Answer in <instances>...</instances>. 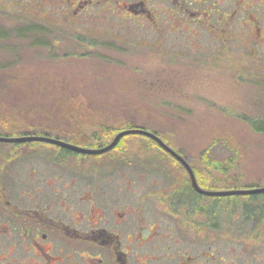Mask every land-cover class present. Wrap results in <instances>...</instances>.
Listing matches in <instances>:
<instances>
[{
    "label": "rangeland",
    "instance_id": "rangeland-1",
    "mask_svg": "<svg viewBox=\"0 0 264 264\" xmlns=\"http://www.w3.org/2000/svg\"><path fill=\"white\" fill-rule=\"evenodd\" d=\"M207 2L181 8L186 12L182 20L168 11L166 17L161 16L163 8L159 7L161 24L156 30L161 33H154L156 21H130L114 11L112 3L103 7L84 4L75 15L68 0H0V28L38 24L49 29L38 34L47 46L32 45L30 39L0 42V64L19 62L10 68L16 77L0 105V115L8 124L5 129L0 122V131L9 135L0 136H25L19 134L29 133L32 124L40 131L48 126L47 118L57 116L59 124L52 130L60 133L61 140L101 148L131 120L155 128L168 146L182 152L202 189L263 187L264 133L255 132L246 119H264V0ZM211 10L219 21L224 13L226 18L233 17L230 27L222 25L231 36L223 39L214 36V31L208 34ZM116 127L107 141L108 132L103 129ZM218 141L227 142L232 151ZM99 142L103 146L97 147ZM207 148L205 156L210 160L203 159ZM1 149L0 145V153ZM70 158L83 159V172L100 176L116 159L138 162L139 192L152 190L145 204L152 206L155 220L162 218L158 208L164 207L156 199L168 197L190 179L176 159L138 137H127L120 148L106 154ZM127 169L131 176V166ZM260 196L205 195L203 199L218 205L215 211L223 227L233 224L232 219L245 208L242 233L251 251L246 254L264 258L261 239L256 241L258 234L250 229L252 224L264 223V216L257 221L264 212ZM206 221L210 222L204 216ZM223 233L227 232L217 234ZM215 234L204 230L203 238H221ZM223 238L232 236L224 234Z\"/></svg>",
    "mask_w": 264,
    "mask_h": 264
},
{
    "label": "flooded vegetation",
    "instance_id": "flooded-vegetation-1",
    "mask_svg": "<svg viewBox=\"0 0 264 264\" xmlns=\"http://www.w3.org/2000/svg\"><path fill=\"white\" fill-rule=\"evenodd\" d=\"M207 1L68 0V3L75 15L80 13L78 9H84V4L103 7L112 3L116 7L114 11L130 21H156L154 33H161L156 30L161 24L158 19L166 17L167 11L182 20L186 12L181 8L207 4ZM159 7L163 8L161 16ZM212 15L211 10L208 16L213 18ZM60 37L68 36L61 34ZM0 145L3 146L0 264H264L260 254H246L251 251L242 233L246 229L245 208L232 219V226L223 227L215 211L218 205L204 201L205 195L194 188L190 179L168 197L156 199L164 207L158 208L162 218L155 220L152 206L145 204V198L153 195L152 190L139 192L135 175L138 162L116 159L100 176L84 173L83 159L70 158L87 153L48 142H1ZM128 165L131 176L127 175ZM257 194L264 198V193ZM204 216L210 222H203ZM263 216L264 212L257 221ZM252 226L251 232L258 234L255 240L261 239L259 242L264 248V237L258 238L264 235V223ZM204 230L221 238H203ZM220 232L227 233L217 234ZM224 234L232 238H223ZM233 235L242 237L238 239L244 244Z\"/></svg>",
    "mask_w": 264,
    "mask_h": 264
},
{
    "label": "trees",
    "instance_id": "trees-1",
    "mask_svg": "<svg viewBox=\"0 0 264 264\" xmlns=\"http://www.w3.org/2000/svg\"><path fill=\"white\" fill-rule=\"evenodd\" d=\"M227 15L226 13H224V17H222V19H220L221 21H219V18L218 16H214L211 20H209V27L211 28L210 31H208V34H211V32L214 31V36H218L220 38H225V37H228V36H231L230 32L227 30V27L225 26V28L222 26L224 23L227 24V26L230 27V24L232 23V20H233V17H229V18H226ZM221 26V29L222 30H219V26ZM49 31L48 28H46L45 26H39L38 24H28V25H24V26H17V27H13V28H0V42H6V41H9V40H13V41H16V40H21V39H24V40H27V39H30L32 45H37V44H40L42 46H47L45 42H41L39 40V37H38V34L39 33H45ZM30 36V37H29ZM222 36H225V37H222ZM228 39V38H226ZM229 40H227L228 42ZM227 44V43H226ZM225 44V45H226ZM226 49H227V46H226ZM214 58L216 59V55L214 56ZM19 62H16V63H5V64H0V105L2 106L3 103L6 101L5 100V96L8 95V89H12L13 87L10 86V83L13 79H15L16 75L14 74V72L11 71L10 68H12V66L14 67L15 65H17ZM45 113V112H44ZM49 117V116H48ZM46 119V117H44ZM246 119V118H245ZM49 124L48 126L46 127H42L40 131H37V128L34 127L35 125H31L30 127L32 128V130L29 132V133H26V132H23L19 135H23V134H42V135H45V136H54L58 139L62 138L60 133L59 132H53L52 130V126H57L56 124H59V120H58V117H52V118H47L46 119ZM249 121V122H248ZM251 119H246V122H248V124L250 125V127L255 131V132H258V133H264V119H257V120H252L251 122ZM0 122L2 124H4V128H8V124L5 120V118L3 116L0 115ZM121 128V127H120ZM131 128H143V129H146V130H151L147 127V125H136L134 124L131 120H127V124L125 125V127L123 128L124 129H131ZM155 129V128H154ZM152 129L151 132L155 133L156 135H158L160 138L163 139V137L161 136L160 132L157 131V130H154ZM104 131H107L108 133L105 135L107 137V141L110 140L112 138V136L118 131H121L122 129L120 130H117V127L115 129H112V128H104L103 129ZM117 130V131H116ZM116 131V132H115ZM0 135H9L8 133H5V132H1L0 131ZM129 136H132L133 138L134 137H138V138H143L144 140H146L147 142H149L150 144H152L154 147L158 148L159 150L163 151L168 158H171V160H175V158L173 156H171L168 152H166L165 150H163L161 147H159L157 145V143L150 139L149 137H146L144 135H140V134H133V135H126L124 137H122L120 139V141L118 142V144L114 147L115 150L117 148H120L121 144L123 143L124 140H126L127 137ZM98 140L100 138H97ZM165 141V139H163ZM166 142V141H165ZM220 143H224L226 145V148H228V150L232 151L231 147L228 146V143L227 142H224V141H218L216 142V144H220ZM98 146H103L100 142L98 144ZM209 151V148H207L206 150L203 151V159L207 158V159H211V157L209 156H205L206 153ZM180 154H183L182 152H180ZM235 155V154H234ZM218 167V166H217ZM219 168V167H218ZM206 183H208V178L206 180ZM258 195V194H256ZM264 196V194H262Z\"/></svg>",
    "mask_w": 264,
    "mask_h": 264
},
{
    "label": "water",
    "instance_id": "water-1",
    "mask_svg": "<svg viewBox=\"0 0 264 264\" xmlns=\"http://www.w3.org/2000/svg\"><path fill=\"white\" fill-rule=\"evenodd\" d=\"M133 134H140L144 135L146 137H149L150 139L154 140L159 147H161L163 150L168 152L171 156H173L188 172L190 180L195 187V189L200 192L201 194L205 195H211V196H224V195H248V194H257V193H264V186L258 187V188H251V189H236V190H228V191H209L204 190L196 182V178L194 175V172L189 165V163L186 161V159L181 156L178 152L173 150L170 146H168L158 135L155 133L142 129V128H131V129H124L120 132H118L115 137L112 139V141L101 147V148H84L80 147L74 144H71L69 142H65L53 137L48 136H40V135H25V136H18V137H2L0 136V142H6V143H20V142H32V141H40V142H48L60 145L62 147L87 153V154H101L107 151L112 150L120 141V139L126 135H133Z\"/></svg>",
    "mask_w": 264,
    "mask_h": 264
},
{
    "label": "bare ground",
    "instance_id": "bare-ground-1",
    "mask_svg": "<svg viewBox=\"0 0 264 264\" xmlns=\"http://www.w3.org/2000/svg\"><path fill=\"white\" fill-rule=\"evenodd\" d=\"M202 188V187H201Z\"/></svg>",
    "mask_w": 264,
    "mask_h": 264
}]
</instances>
